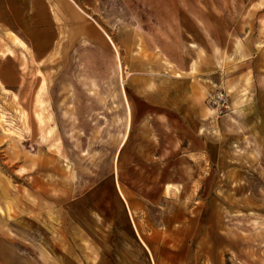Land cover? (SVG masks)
Instances as JSON below:
<instances>
[{
  "label": "rangeland",
  "instance_id": "obj_1",
  "mask_svg": "<svg viewBox=\"0 0 264 264\" xmlns=\"http://www.w3.org/2000/svg\"><path fill=\"white\" fill-rule=\"evenodd\" d=\"M247 2L8 5L0 264H264V19Z\"/></svg>",
  "mask_w": 264,
  "mask_h": 264
},
{
  "label": "crops",
  "instance_id": "obj_2",
  "mask_svg": "<svg viewBox=\"0 0 264 264\" xmlns=\"http://www.w3.org/2000/svg\"><path fill=\"white\" fill-rule=\"evenodd\" d=\"M91 2H92V0H0V21L8 20V17H9L8 15L10 12V8L8 5H25V4L41 5L42 4L47 8L46 13L48 14V17L51 20H54V18H56V19L61 18L59 16L60 10L63 9L64 13L66 12V9L71 10L70 7L68 6V4L72 3L75 5L77 3H81L84 5V4H88ZM195 2L200 4V3H202V0H195ZM247 3L255 5L258 18L264 19V0H248ZM82 12H83V10H82ZM35 13H36V10L34 8V10L32 12V14H33L32 16H34ZM86 15H88V14H86ZM66 16H68V13L66 14ZM62 18L64 19L65 16H62ZM194 43H196V42H194ZM193 61H194V59H193ZM189 67H191L194 71V63L193 62L190 64ZM190 70L188 71V73H191ZM176 71H178L180 73L185 72L184 68H180V70H178V68H177V70H175L174 73ZM189 76L193 77L191 74Z\"/></svg>",
  "mask_w": 264,
  "mask_h": 264
},
{
  "label": "bare ground",
  "instance_id": "obj_3",
  "mask_svg": "<svg viewBox=\"0 0 264 264\" xmlns=\"http://www.w3.org/2000/svg\"><path fill=\"white\" fill-rule=\"evenodd\" d=\"M75 6L77 7V9L78 10H80V11H82V9L77 5V4H75ZM83 13V12H82ZM92 19H94V18H92ZM103 35L105 36V38L108 40V42H109V44H110V46L112 47V49H113V51H114V53H115V55H116V57L118 58V63L120 64V60H119V55H118V51H117V48H116V45L114 44V42H113V40L111 39V37L105 32V31H103ZM93 37V36H92ZM86 38V37H85ZM111 56V55H110ZM109 56V57H110ZM113 58V57H112ZM114 60V59H113ZM81 63V62H80ZM82 64H83V62H82ZM115 71H116V68H115ZM122 78V77H121ZM108 81V80H107ZM98 82V81H97ZM103 82V81H102ZM104 82H106V81H104ZM102 84H104V83H102ZM121 84H123V79L121 80ZM111 85V84H110ZM116 85V84H115ZM107 86V85H106ZM99 88V87H98ZM109 88V87H108ZM101 89V88H100ZM99 89V90H100ZM110 89V88H109ZM98 90V89H97ZM102 90V89H101ZM115 90H119V89H115ZM114 90V91H115ZM108 91V90H107ZM101 92V91H100ZM109 92V91H108ZM107 92V93H108ZM103 94L105 93V90H104V92H102ZM122 93H123V91H122ZM100 94V93H99ZM113 94V93H112ZM119 96H120V94H119ZM106 99V98H105ZM118 100H120V99H117V101ZM121 100H122V98H121ZM109 101V100H108ZM123 101V100H122ZM113 102V101H112ZM115 103V102H114ZM121 103V102H120ZM123 104V103H122ZM126 109H125V107H124V110H126L127 111V114L129 115V112H130V108H129V105H128V100H127V102H126ZM122 106V105H121ZM115 107H117V106H115ZM73 109V108H72ZM74 110V109H73ZM119 111H120V109H119ZM115 114V113H114ZM120 114V113H119ZM74 115V114H73ZM125 115V114H124ZM123 115V116H124ZM71 116V115H70ZM116 116V115H115ZM119 116V115H118ZM129 116H127V118H128ZM118 118V117H117ZM122 119V118H121ZM122 122V121H121ZM128 122H129V120L127 121V125H128ZM123 123V122H122ZM120 125H122V124H120ZM124 125V124H123ZM113 127V126H112ZM123 135V134H122ZM122 142V141H121ZM121 144V143H120ZM119 148V147H118ZM56 157V156H55ZM66 162V161H65ZM60 163V162H59ZM64 164V163H63ZM67 164V163H66ZM64 167V166H63ZM71 168V167H70ZM117 186V190H118V193L120 194V196H121V198L124 200L125 199V197H124V195H123V193H122V191H121V189H120V187L118 186V184L116 185ZM126 201V200H125ZM127 209H128V213H129V215L131 216V214H130V210H129V207H128V205H127ZM144 245V247H146L145 246V244H143Z\"/></svg>",
  "mask_w": 264,
  "mask_h": 264
}]
</instances>
